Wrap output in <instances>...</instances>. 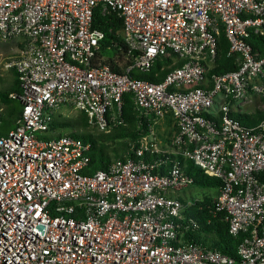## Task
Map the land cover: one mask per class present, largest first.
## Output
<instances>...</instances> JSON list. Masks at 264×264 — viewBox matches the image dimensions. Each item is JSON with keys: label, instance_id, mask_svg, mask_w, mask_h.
Returning <instances> with one entry per match:
<instances>
[{"label": "built area", "instance_id": "1", "mask_svg": "<svg viewBox=\"0 0 264 264\" xmlns=\"http://www.w3.org/2000/svg\"><path fill=\"white\" fill-rule=\"evenodd\" d=\"M98 9L123 19L126 51L102 53ZM222 35L237 69L212 74ZM253 36L264 37V0H0V40L21 42L5 64L21 113L0 137V264H264V117H237L264 113ZM167 59L162 82L132 77ZM126 94L153 120L134 158L89 175L90 143L46 138L69 110L110 134ZM182 159L221 182L215 205L243 236L237 257L186 239L198 224L185 215L193 203L172 196L194 185Z\"/></svg>", "mask_w": 264, "mask_h": 264}, {"label": "trees", "instance_id": "2", "mask_svg": "<svg viewBox=\"0 0 264 264\" xmlns=\"http://www.w3.org/2000/svg\"><path fill=\"white\" fill-rule=\"evenodd\" d=\"M94 28H98L105 33L103 40L102 53L108 55L113 53V56L126 51L127 47L121 37L123 29V19L115 12L103 13L101 9L95 12ZM255 51L264 54V37L253 36L250 39ZM219 57L216 67L211 71L212 74H221L237 69L234 58L228 56L229 44L224 35L220 40ZM172 61H158L149 73L133 72L132 77L142 80H147L154 83L162 82L169 70L162 71V67L170 64ZM109 64H113L110 60ZM11 77L7 80L8 86L4 84L0 87V104L5 105L6 110L3 116V122L0 127V137L14 127L17 117L21 113V104L18 100H13L9 96L11 93L21 92L20 81L15 70H9ZM4 83L3 80H1ZM124 123L115 128L110 134L100 133L93 130L87 116L84 113H79L76 117L63 118L62 115H56L51 126V133L47 139L53 137V132L58 131V137L71 135L81 138L85 143H90L92 146L90 153V167L86 171L87 174L93 175L98 171L107 170L110 164L115 159L134 158L132 147L137 145L138 141L148 135L153 125V120L142 118L135 109L133 97L131 94L124 96L123 108ZM242 122L252 121L247 123L248 126H254L264 117V113L258 112L254 117L244 115L237 116ZM74 129L75 131H71ZM183 161V159H182ZM185 173L194 178V185L204 189L217 190L221 186V182L205 175L201 169L196 167L190 161H183ZM183 203L185 200L181 199ZM185 215L187 220L194 219L198 226L192 228L193 231L186 234L188 241H198L204 239L205 242H212L214 249L220 250L223 253L237 257L238 247L243 241V236H232L229 233V223L227 221V213L218 211L215 205V200L205 198L202 201H197L189 207Z\"/></svg>", "mask_w": 264, "mask_h": 264}, {"label": "rangeland", "instance_id": "3", "mask_svg": "<svg viewBox=\"0 0 264 264\" xmlns=\"http://www.w3.org/2000/svg\"><path fill=\"white\" fill-rule=\"evenodd\" d=\"M21 49V42L19 40H7L3 41L0 40V87L4 84L5 86H8L9 82L7 80L11 77V72L5 68V64L10 62L11 59L15 58L19 54V50ZM109 56H113V53H109ZM1 80L4 81V83L1 82ZM10 80V79H9ZM257 110L256 106H251L248 111L254 112ZM68 114H71V117H76L78 115V112L69 110L67 111ZM169 119L167 118V121ZM244 125L247 123H253L252 121L242 122ZM156 129H159V126H156ZM71 131H75L72 129ZM163 136V134L161 135ZM166 138H163L161 140H165ZM171 165H168V169H170ZM172 196L178 198V199H183L185 201H191L193 205L197 201H202L205 198H211L212 200H216L218 197V191L214 189H204L200 188L196 185H193L187 189L178 191V192H173ZM198 243H201L205 245L207 248L214 249V245L212 242L208 241L205 242L204 239H199Z\"/></svg>", "mask_w": 264, "mask_h": 264}, {"label": "crops", "instance_id": "4", "mask_svg": "<svg viewBox=\"0 0 264 264\" xmlns=\"http://www.w3.org/2000/svg\"><path fill=\"white\" fill-rule=\"evenodd\" d=\"M169 120L168 121H165L164 122V125L162 127H164V129L166 130L164 133H163V136L162 138H166L167 135L170 134V129L172 128V124H173V119L170 117L168 118ZM160 133V132H159ZM166 134V135H165ZM160 135H162V133H160Z\"/></svg>", "mask_w": 264, "mask_h": 264}]
</instances>
